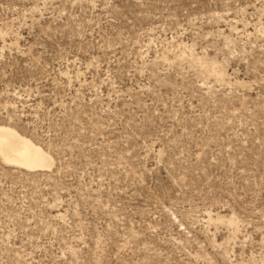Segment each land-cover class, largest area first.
<instances>
[{
    "label": "rangeland",
    "instance_id": "rangeland-1",
    "mask_svg": "<svg viewBox=\"0 0 264 264\" xmlns=\"http://www.w3.org/2000/svg\"><path fill=\"white\" fill-rule=\"evenodd\" d=\"M0 123V264H264V0H0Z\"/></svg>",
    "mask_w": 264,
    "mask_h": 264
},
{
    "label": "bare ground",
    "instance_id": "bare-ground-1",
    "mask_svg": "<svg viewBox=\"0 0 264 264\" xmlns=\"http://www.w3.org/2000/svg\"><path fill=\"white\" fill-rule=\"evenodd\" d=\"M0 159L7 165L29 172L45 171L53 163L41 145L14 126L4 123H0Z\"/></svg>",
    "mask_w": 264,
    "mask_h": 264
}]
</instances>
